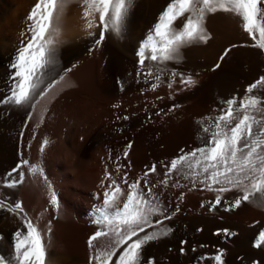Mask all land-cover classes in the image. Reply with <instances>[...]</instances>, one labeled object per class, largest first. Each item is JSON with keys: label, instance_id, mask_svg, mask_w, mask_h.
<instances>
[{"label": "rangeland", "instance_id": "obj_1", "mask_svg": "<svg viewBox=\"0 0 264 264\" xmlns=\"http://www.w3.org/2000/svg\"><path fill=\"white\" fill-rule=\"evenodd\" d=\"M36 3L37 0H0V97L7 94L9 65L17 49L31 38L27 30L31 22L27 17ZM167 3L168 0H159L161 10L159 7L154 11V23L144 37H138V29L129 27V23L149 13L139 1L135 2L127 18L124 32L119 36L106 32L104 41L96 44L101 27L86 28L83 0H69L58 23L55 63L40 85L45 94H37L31 104L22 108L0 103V130L4 129L1 131L3 136L0 135V199L13 207L15 203H21L23 208V211L14 212L0 209V254H10L15 231H26L25 218L39 227L45 242L36 222L38 218L30 215L25 197H19L26 178L27 186L39 187L37 190L47 203L46 207L35 208L50 214L57 215L61 211L63 198L67 203L66 210L71 213L76 208L69 198L79 197L82 201L83 197H88L91 200L89 205H81L80 211L92 229L82 234L89 241V236L100 230L94 220L96 209L103 205L104 192L112 191L110 185L115 180L123 189V195L118 196L122 204L128 193V185L124 183L127 177L128 184L140 181L145 193L151 187L155 199L148 198L153 203L159 201L163 209V215L151 217L154 226L146 231L152 232L158 227L172 229L168 237H162L145 248V260H154L155 264H216L213 258L222 251L224 264H264V245L255 246L259 232L264 231V207L248 202H242L239 207L232 206L240 193L235 190L218 192V185H212V190H208L201 182L202 173L190 174L187 168L169 173L171 160L205 146L202 126L210 123L205 118L214 119L223 114L228 107L226 101L230 99L239 103L252 94L264 95V88L258 87L252 94L247 91L264 76V60L252 47L253 41L242 30L240 21L219 12L215 15L218 21L245 36L226 48L230 51L224 59L232 63V68H217L212 70L214 74L207 71L195 75L189 69L192 60L186 57L167 63L147 60L146 66L142 67L138 52ZM143 11L147 12L146 15ZM95 21L99 24L98 14ZM262 56L264 58V54ZM88 59H94L90 91H86L88 86L85 85L84 89L66 95L65 100L61 94L57 96L55 88L64 85L73 67L86 63ZM148 69L159 75V81L155 75H146ZM173 72L178 75L173 77ZM216 73H220L219 77ZM182 77H191L195 84L183 83ZM227 83L235 89L227 90ZM49 84L52 87L49 88ZM173 119L180 123L183 120L189 126L184 127L185 133L181 137L163 141L166 120ZM8 127L10 130L14 127L10 139L4 138ZM23 157L27 163L22 162ZM153 165L156 172L146 176ZM166 173L169 174L166 176ZM165 179L167 184L162 183ZM30 193L32 197L33 192ZM217 196L220 197L219 204L216 203ZM165 216L170 219H164ZM70 218L77 221L73 214ZM157 221L163 223L157 224ZM225 230L234 235H225ZM94 242L100 243L101 247L106 238ZM120 251L122 249L117 251V256ZM113 259L115 261V257ZM82 264H90V261L83 259Z\"/></svg>", "mask_w": 264, "mask_h": 264}, {"label": "snow or ice", "instance_id": "obj_2", "mask_svg": "<svg viewBox=\"0 0 264 264\" xmlns=\"http://www.w3.org/2000/svg\"><path fill=\"white\" fill-rule=\"evenodd\" d=\"M68 3L69 0H37L27 17L31 22L27 29L31 38L26 44L21 43L9 65L7 94L0 97V103L22 108L31 104L37 94H45V89L40 88V85L55 63L58 23ZM83 5L85 27H101L96 40V44H100L106 32L116 36L122 34L135 0H83ZM218 12L237 18L242 30L253 41L252 47L264 54V0H168L138 52L139 64L145 67L147 60L155 63L177 61L184 47L207 43L210 38L204 27L207 16ZM96 14L99 24L95 21ZM89 35L92 33L89 32ZM229 51L226 50L224 56ZM146 75L151 77L155 74L148 69ZM171 75L175 77L178 74L173 72ZM155 79L159 81V75H155ZM182 82L189 86L195 84L191 77H182ZM258 87L264 88V76L250 85L247 91L252 94ZM226 103L228 107L223 114L214 119L205 118L210 121L208 125L202 126L205 146L171 160L169 173L182 172L185 168L190 174L202 173L201 182L207 185L208 190H212V185H218V192L235 190L240 193L232 206L239 207L242 202H248L264 207V95L252 94L239 103L232 99ZM200 123L203 124L202 121ZM127 155L125 152L126 158ZM154 172L155 165L145 175ZM124 183L128 185V193L122 204L118 196L123 195V189L113 180L110 185L112 191L104 192L103 205L96 209L94 223L100 230L89 238V248H93V242L101 237L106 238V243L90 257V264H155L154 260L144 259L145 248L172 232L171 228L146 231V228L154 226L151 217L163 215V209L159 201L153 203L148 198L155 199L151 187L145 193L141 190L140 181L128 184L125 177ZM162 183L167 184V179ZM216 203H220L219 196ZM0 209L23 211L21 203H15L13 207L5 205L2 199ZM164 219L170 217L165 216ZM156 223L162 224L163 221ZM24 228V232L15 231L12 250L9 255L0 254V264H48L47 248L40 231L27 218ZM224 234L234 235L227 230ZM262 245L264 231L259 232L255 244L257 248ZM120 249L122 251L117 256ZM223 255L219 251L213 258L216 264H224Z\"/></svg>", "mask_w": 264, "mask_h": 264}, {"label": "bare ground", "instance_id": "obj_3", "mask_svg": "<svg viewBox=\"0 0 264 264\" xmlns=\"http://www.w3.org/2000/svg\"><path fill=\"white\" fill-rule=\"evenodd\" d=\"M143 2V5H145L144 7H146V11L149 12L147 15L146 13H143L146 15L145 17H142L141 19H138L136 21H132L129 27H132V29H138L136 31H140L138 35V37H144L145 34L147 33L148 29L150 28L151 24L154 23V11H157L159 9L160 6H158V2L159 0H135V2ZM167 1V0H166ZM163 2V0H162ZM165 3V1H164ZM140 4V3H139ZM161 4V3H160ZM163 4V3H162ZM162 7V6H161ZM160 7V10H161ZM154 13V14H153ZM219 13V12H218ZM142 14V16L144 15ZM221 14V12H220ZM219 14V15H220ZM156 15V14H155ZM215 15L218 14H210L207 16L206 22L204 27L206 28V31L209 35V39L207 41V43H196V44H192L190 46H186L181 50V58L186 57V59H190L192 60V64L191 67L189 68L190 71L192 72L191 74L195 73V75L199 74L200 72H207V71H212V70H216L217 68L223 69V68H227V67H231L232 63H229L226 59H223L222 61L220 60L222 56H224V53L226 51L227 47H232L233 44L236 43V41L238 39H240V37L242 35L235 33L234 29H231V27H229V25L224 26L222 22L218 21ZM78 17V16H77ZM135 17V16H134ZM216 17V19H215ZM79 18V17H78ZM127 21V20H126ZM130 22V21H129ZM141 22V23H140ZM143 22V24H142ZM179 23V22H178ZM127 24V25H129ZM230 24V23H229ZM147 25V26H146ZM126 30V29H125ZM150 30V29H149ZM152 30V29H151ZM130 31V32H129ZM127 32H129V34L131 33V30H129ZM124 32V30H123ZM134 32V31H133ZM136 33V32H135ZM138 33V32H137ZM134 35V33H132ZM77 35V34H76ZM79 35V34H78ZM143 35V36H142ZM135 36H137V34H135ZM245 38V36L243 35L241 38ZM138 39V38H137ZM141 39V38H140ZM247 39V38H246ZM61 41V40H60ZM103 50V49H102ZM245 50V49H244ZM246 51V50H245ZM255 51V50H253ZM252 51V52H253ZM251 52V51H250ZM256 53L258 56H261V59L264 60L262 53H260L258 50H256ZM255 54V53H254ZM248 55V54H247ZM225 57V56H224ZM228 57V56H227ZM225 57V58H227ZM257 57V56H256ZM231 58V57H230ZM259 58V57H258ZM229 59V58H228ZM248 59V58H246ZM258 61V60H257ZM253 62V61H252ZM259 62V61H258ZM257 62V63H258ZM262 62V61H261ZM260 62V63H261ZM219 64V67H216V65ZM188 65V66H190ZM262 65V64H261ZM260 65V66H261ZM234 67V66H233ZM232 68V67H231ZM242 68V67H241ZM187 69V68H186ZM194 69V70H193ZM219 69V70H220ZM228 69V68H227ZM230 69V68H229ZM228 69V70H229ZM85 70V69H84ZM83 70V71H84ZM219 70H217L219 72ZM240 70V69H239ZM186 71V70H185ZM188 71V70H187ZM186 71V72H187ZM227 71V70H226ZM213 72V71H212ZM215 72V71H214ZM213 72V74H214ZM229 72V71H228ZM241 72V71H240ZM256 72V71H255ZM82 73V72H81ZM188 73V72H187ZM233 73V72H232ZM249 73V72H248ZM252 73V72H251ZM220 73H216V75L218 76ZM226 74V73H225ZM231 74V73H230ZM240 74V73H239ZM201 75V73L199 74ZM210 75V74H209ZM229 75V74H227ZM237 75V74H236ZM231 76V75H230ZM238 76V75H237ZM240 76V75H239ZM209 77V76H208ZM214 77V76H213ZM219 77V76H218ZM212 78V77H211ZM227 78H229V76H227ZM236 78V77H235ZM224 79V78H223ZM230 79V78H229ZM218 80V79H217ZM225 80V79H224ZM199 82V81H198ZM220 82V81H218ZM233 82V81H232ZM231 82V83H232ZM222 82H220L221 84ZM234 83V82H233ZM232 83V84H233ZM216 84V82H215ZM217 83V85H220ZM237 84V83H235ZM234 85V84H233ZM230 85L227 83L225 86V88H227V90H233L235 89V85ZM216 86V85H215ZM214 86V87H215ZM224 86V84H223ZM71 87V86H70ZM217 87V86H216ZM221 87V86H220ZM230 87V89H228ZM210 88V87H209ZM71 89V88H70ZM80 89V88H78ZM213 89V88H212ZM237 89V88H236ZM63 91V90H61ZM83 91V90H82ZM209 91V89H208ZM69 92V91H68ZM60 93V92H59ZM66 93V92H65ZM208 93V92H207ZM68 94V93H67ZM212 94V93H211ZM221 94V93H219ZM230 94V93H229ZM212 96V95H211ZM57 97V96H56ZM240 97V96H239ZM61 98V97H59ZM212 98V97H211ZM58 99V98H57ZM208 100V99H207ZM212 100V99H211ZM210 100V101H211ZM52 101V100H51ZM54 101V99H53ZM46 102V101H45ZM57 103V102H56ZM213 103V102H212ZM61 104V103H60ZM45 105V104H44ZM50 105V104H49ZM188 109V108H186ZM193 109V108H192ZM199 109V108H198ZM84 110V109H83ZM185 110V108H184ZM46 111V110H45ZM93 111V110H92ZM179 113V112H178ZM181 113V111H180ZM184 113V112H183ZM176 115V114H175ZM178 115V114H177ZM181 114H179L180 116ZM12 116V114H11ZM58 116V115H57ZM172 119V118H171ZM183 120H185V118H182ZM186 119H189L188 117H186ZM169 120V119H167ZM166 120V125L163 128L164 131V135L162 136V140H170L172 138L175 137H181L182 134H184V127L186 126L185 122L183 120H181L184 123H180V121H177L178 119H173L167 122ZM190 120V119H189ZM186 121V120H185ZM188 121V120H187ZM192 121V120H191ZM187 123V122H186ZM189 123V122H188ZM190 124V123H189ZM163 126V125H162ZM189 126V125H188ZM186 126V127H188ZM2 127V126H1ZM1 129V128H0ZM9 129V130H8ZM13 127L10 128L8 127L7 130L5 131V135L4 138L6 139H10L12 138V133H13ZM4 130V129H2ZM0 130V135H1V131ZM188 131V130H187ZM184 132V133H183ZM4 133V132H2ZM3 136V135H1ZM166 145V144H165ZM149 146V145H148ZM147 146V147H148ZM151 147V146H150ZM1 150V149H0ZM1 152V151H0ZM175 153V152H174ZM1 159V158H0ZM100 176V174H99ZM180 178V177H179ZM90 179V178H89ZM92 180V178H91ZM93 182V180H92ZM97 182V181H96ZM97 184H94L93 186H96ZM90 186V184H89ZM92 186V185H91ZM100 186V185H99ZM28 188V187H27ZM93 188V187H92ZM4 190V189H3ZM3 192V191H2ZM5 192V191H4ZM21 193V192H20ZM8 194V193H7ZM5 194V195H7ZM29 194V193H28ZM23 194V195H28ZM31 195V193H30ZM29 197V195L27 196ZM26 198V197H25ZM30 198V197H29ZM78 199V198H77ZM83 199H85L83 197ZM89 199V198H88ZM27 200V199H26ZM77 201V200H76ZM85 201V200H84ZM83 201V202H84ZM87 201V200H86ZM35 202V201H34ZM33 202V204H34ZM42 201H40L41 203ZM79 202V201H78ZM26 203H30L26 202ZM32 203V202H31ZM39 203V205H40ZM43 203V202H42ZM82 203V202H81ZM87 203V202H85ZM30 204V205H33ZM37 204V203H36ZM36 204H34L36 206ZM45 204V203H44ZM29 205V204H28ZM38 205V204H37ZM41 208L42 206H44L43 204L40 205ZM259 206V205H258ZM46 207V206H45ZM63 207V206H62ZM30 208V207H29ZM44 208V207H43ZM63 209V208H62ZM67 209V208H66ZM65 209V210H66ZM32 212L33 209L31 208ZM64 210V209H63ZM30 211V210H29ZM264 211V210H263ZM36 212H39L38 210H34L33 214H36L37 216L39 214H37ZM63 212V211H62ZM66 212V211H64ZM69 211L66 212V214H64V216L62 217H58L57 219H52V218H48V220L46 221H42L40 219V221H42L41 223L39 222V224H41L42 230H43V235L45 236V242H46V248H47V253H49L48 255V264H82V260H80V257L84 256V254H86V256L89 257L90 253H94L100 248V243L98 242H94L93 244V248H89V244L88 241L85 240V234L86 232L90 231V228L87 226H83V224L86 222H84L83 224H81V221H79L80 219H76L77 221L71 220L70 218V214L68 213ZM40 213V212H39ZM44 213V211H43ZM75 213V212H74ZM42 214V212H41ZM48 214V213H47ZM63 214V213H62ZM35 215V217H37ZM34 216V215H33ZM46 216V215H45ZM42 214V217H45ZM52 216V215H51ZM41 215L38 218H42ZM189 218V217H188ZM46 219V218H44ZM192 219V218H191ZM190 219V220H191ZM199 219V218H198ZM187 220V217H186ZM85 221V220H84ZM188 221V220H187ZM195 220H193L194 222ZM204 221V220H203ZM201 222V219H200ZM197 223V222H196ZM84 224V225H85ZM88 224V223H87ZM167 224V223H166ZM40 225V226H41ZM169 225V224H168ZM200 225V224H199ZM207 225V224H206ZM163 226V225H162ZM172 226V225H171ZM159 229V227H158ZM219 232V231H218ZM201 235V234H200ZM168 237V236H167ZM87 239V238H86ZM245 239V238H244ZM168 240V238H167ZM241 240V239H240ZM86 241V242H85ZM172 241V240H171ZM177 241V240H176ZM210 241V240H209ZM163 242V241H162ZM215 242V240H214ZM170 243V242H169ZM168 243V244H169ZM2 244V243H0ZM4 246V245H3ZM198 246V245H197ZM240 246V245H239ZM247 246V245H246ZM245 246V247H246ZM242 248V247H241ZM152 248H150L151 250ZM1 250V249H0ZM149 250V251H150ZM247 250V249H246ZM249 250V249H248ZM148 251V250H147ZM229 251V250H228ZM90 252V253H89ZM147 253V252H146ZM237 253V251H236ZM253 253V251H252ZM88 254V255H87ZM258 254V253H257ZM81 255V256H80ZM91 255V254H90ZM93 255V256H94ZM259 255V254H258ZM80 256V257H79ZM85 258V256L83 257V259ZM90 259V258H89ZM251 259V258H250ZM85 261V260H84ZM160 262V261H159Z\"/></svg>", "mask_w": 264, "mask_h": 264}, {"label": "crops", "instance_id": "obj_4", "mask_svg": "<svg viewBox=\"0 0 264 264\" xmlns=\"http://www.w3.org/2000/svg\"><path fill=\"white\" fill-rule=\"evenodd\" d=\"M93 60L94 59H88V61H86V63H84V64H81V65H77V66H75V67H73L72 69H71V72L66 76V81H65V83H64V85H62V86H60V87H58V88H55L56 90H55V94H57V96L59 95V94H61L63 97L62 98H64L63 100H65V98H67L66 97V95H68V94H72L74 91H78L79 89L78 88H80V89H84V86L85 85H87L88 86V88L86 89V91H90V88H91V84L93 83V78H92V76H93ZM85 69V70H84ZM84 70V71H83ZM82 72V73H81ZM62 82V81H61ZM71 86V87H70ZM71 88V89H70ZM61 90H63V91H61ZM74 90V91H73ZM69 91V92H68ZM60 92V93H59ZM66 92V93H65ZM68 93V94H67ZM52 98H53V96H52ZM51 98V99H52ZM53 100V99H52ZM58 100H59V98H58ZM62 100V99H61ZM61 102V101H60ZM37 108V107H36ZM32 115V114H31ZM31 115H30V117H31ZM13 131H14V127H13V129H12ZM24 150V149H23ZM23 152V151H22ZM26 156V155H25ZM25 160H27L26 158H24L23 157V159H22V162L24 163V161ZM27 177V176H26ZM27 187L30 189V191H32L33 192V198L32 197H30V191H28L27 190ZM39 187H36V186H27V178L25 179V182H24V184L21 186V188H20V191H19V197L20 198H23V197H26L25 199H27L26 200V202H29L30 201V203H26V206L28 207V209L30 210V215L33 217V215L35 216L36 214H31V213H33L34 212V210H37V208H35V207H40V205H44V206H47V203H45V201L43 200V196L40 194V191H38L37 189H38ZM21 192V193H20ZM28 194L29 195V197H27L28 195H23V194ZM85 199H83L82 201H80V199H79V197H78V199L77 198H69L70 199V202L71 203H73V205H75V208L76 209H74V211L73 212H71V214H73V217L75 218L76 217V219H80L79 221H81V224H83L86 220H85V218L84 217H82V212L80 211V208H82V206L81 205H84V204H88L89 205V203H90V199H88V197H84ZM65 199L63 198V203H62V208L64 209H62L61 208V211H59V213L56 215V214H50V213H48V212H45L44 211V213H43V211L42 210H38L39 212H36L37 214H39L38 216H37V218L38 217H40V215H41V217H42V214H43V216H45V217H42V218H38V219H40V220H42V221H46V220H48V218L50 219V218H52V219H57L59 216L60 217H62V216H64V214H66V212H67V210H65L67 207V203L65 204V201H64ZM77 200V201H76ZM85 200V201H84ZM87 200V201H86ZM35 201V202H34ZM40 201H42L41 203H40ZM79 201V202H78ZM84 201V202H83ZM23 202H24V200H23ZM32 202V203H31ZM33 202H34V204H36V206L33 204ZM82 202V203H81ZM85 202H87V203H85ZM39 203H40V205H39ZM45 203V204H44ZM29 204V205H28ZM30 204H33V205H30ZM30 207V208H29ZM31 208L33 209V212H32V210H31ZM63 211V212H62ZM64 211H66V212H64ZM41 212H42V214H41ZM75 212V213H74ZM48 213V214H47ZM63 213V214H62ZM52 215V216H51ZM47 216H48V218H47ZM80 217V218H79ZM44 218H46V219H44ZM40 220H37L36 222H37V224L40 226L41 224H39V222L41 223L42 221H40ZM85 220V221H84ZM92 222V221H91ZM85 224V223H84ZM83 224V226H87V223L84 225ZM90 225H91V223H90ZM36 227H38L37 225H36ZM41 227V231L43 232V230H42V225L40 226ZM88 227L90 228V230H92L91 229V227L88 225ZM39 228V227H38ZM94 232V231H93ZM44 234V233H43ZM91 234V233H90ZM44 236V235H43ZM45 237V236H44ZM89 237H91V236H89ZM45 239V238H44ZM93 244H94V242H93ZM90 253V252H89ZM96 253V252H95ZM91 254V255H90ZM89 254V257L88 256H86V254H84V256H85V258H84V260H86V259H88L89 261H90V257H93V255H94V253L92 254V253H90ZM88 255V254H87ZM81 256V255H80ZM79 256V257H80ZM84 256H82V257H80V260H82L83 261V257Z\"/></svg>", "mask_w": 264, "mask_h": 264}]
</instances>
